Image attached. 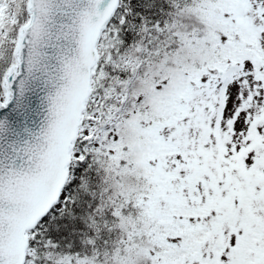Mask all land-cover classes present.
I'll return each instance as SVG.
<instances>
[{"label": "snow or ice", "instance_id": "obj_1", "mask_svg": "<svg viewBox=\"0 0 264 264\" xmlns=\"http://www.w3.org/2000/svg\"><path fill=\"white\" fill-rule=\"evenodd\" d=\"M0 264H264V0H0Z\"/></svg>", "mask_w": 264, "mask_h": 264}]
</instances>
